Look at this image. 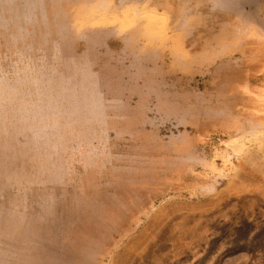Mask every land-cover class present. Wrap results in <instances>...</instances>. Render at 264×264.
<instances>
[{
    "label": "rangeland",
    "instance_id": "1",
    "mask_svg": "<svg viewBox=\"0 0 264 264\" xmlns=\"http://www.w3.org/2000/svg\"><path fill=\"white\" fill-rule=\"evenodd\" d=\"M0 264H264V0H0Z\"/></svg>",
    "mask_w": 264,
    "mask_h": 264
},
{
    "label": "crops",
    "instance_id": "2",
    "mask_svg": "<svg viewBox=\"0 0 264 264\" xmlns=\"http://www.w3.org/2000/svg\"><path fill=\"white\" fill-rule=\"evenodd\" d=\"M173 1H176V0H173ZM178 1V0H177ZM162 3H163V0H162ZM152 8H154V7H152ZM151 9V8H150ZM171 11V10H170Z\"/></svg>",
    "mask_w": 264,
    "mask_h": 264
}]
</instances>
